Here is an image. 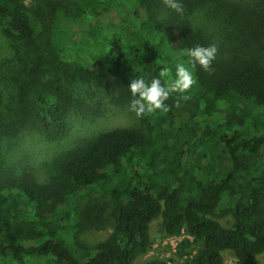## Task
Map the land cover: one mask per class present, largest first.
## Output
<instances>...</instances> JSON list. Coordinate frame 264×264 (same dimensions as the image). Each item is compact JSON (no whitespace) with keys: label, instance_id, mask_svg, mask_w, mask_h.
<instances>
[{"label":"trees","instance_id":"obj_1","mask_svg":"<svg viewBox=\"0 0 264 264\" xmlns=\"http://www.w3.org/2000/svg\"><path fill=\"white\" fill-rule=\"evenodd\" d=\"M179 2L182 13L162 0H0L12 48L0 60V264H135L160 217L165 235H187L186 264H225V251L264 264V58L224 52L194 16L215 5L253 45L264 0ZM198 45L218 49L211 73L187 55ZM180 63L197 80L180 108L174 94L166 114L41 162L20 155L25 136L58 143L74 119L129 108L131 80L163 67L174 78ZM89 223L106 238L85 242Z\"/></svg>","mask_w":264,"mask_h":264},{"label":"rangeland","instance_id":"obj_2","mask_svg":"<svg viewBox=\"0 0 264 264\" xmlns=\"http://www.w3.org/2000/svg\"><path fill=\"white\" fill-rule=\"evenodd\" d=\"M30 1L27 0L28 3ZM194 14L195 18L201 21L212 33L216 46L221 47L224 52L231 55L253 53L264 58V38L259 42L251 40L250 42L253 45L248 44L244 38L233 33L234 30L231 25L221 21L222 14L217 6H207L196 10ZM246 39L248 40V38ZM11 50V44L3 35L0 23V60L8 56ZM128 109V107L109 106L99 117L74 119L72 131L64 140L58 143H48L37 134L27 135L21 141L20 155H26V157L29 155L35 161L41 162L57 151L78 146L84 141V138L94 136L101 131L114 127L139 124L140 118H137ZM186 114L188 113H184L183 117L187 116ZM28 160L31 161L32 159L29 158ZM93 218L94 221H97L95 217ZM222 221L227 224L226 220ZM94 223H89V227L81 234V238L90 245L103 240L108 235V230L97 228L100 226H93L92 224ZM96 223L99 224V222ZM185 237L186 235L184 234L177 237L165 235L162 229V219L161 217L157 218L151 224L152 247L145 255L139 257L135 264H142L151 259H161L168 264H186V256L179 254V244ZM223 254L225 264H235L236 258L232 252L225 251ZM258 260L264 262V253L258 256Z\"/></svg>","mask_w":264,"mask_h":264},{"label":"clouds","instance_id":"obj_3","mask_svg":"<svg viewBox=\"0 0 264 264\" xmlns=\"http://www.w3.org/2000/svg\"><path fill=\"white\" fill-rule=\"evenodd\" d=\"M166 7L178 12H183V6L179 0H162ZM215 45L196 46L187 51L191 57L193 67L199 65L205 72L211 73L212 63L217 55ZM197 84L192 71L183 63L177 64L175 77H171V70L163 67L158 77L146 81L143 77L130 81L128 87L132 96L129 111L137 118H144L157 112L166 114L171 110L167 101L176 94L174 107L180 108L182 101H187L190 96L187 93Z\"/></svg>","mask_w":264,"mask_h":264},{"label":"built area","instance_id":"obj_4","mask_svg":"<svg viewBox=\"0 0 264 264\" xmlns=\"http://www.w3.org/2000/svg\"><path fill=\"white\" fill-rule=\"evenodd\" d=\"M184 235H186L185 233H183ZM183 234H181L180 236H182ZM187 236V235H186ZM173 237H175V236H173ZM177 237V236H176ZM188 237H190V236H188Z\"/></svg>","mask_w":264,"mask_h":264}]
</instances>
